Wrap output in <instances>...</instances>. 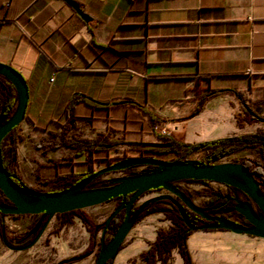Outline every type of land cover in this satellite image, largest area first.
I'll return each instance as SVG.
<instances>
[{
  "label": "crops",
  "instance_id": "obj_1",
  "mask_svg": "<svg viewBox=\"0 0 264 264\" xmlns=\"http://www.w3.org/2000/svg\"><path fill=\"white\" fill-rule=\"evenodd\" d=\"M75 1L90 21L63 0H0V62L23 75L29 92L15 165L25 182L52 183L87 170V152L35 146L68 113L78 136L122 130L121 141L132 143L156 142L157 125L184 143L264 130L242 106L243 99L264 116V0ZM161 205L167 210L145 214L132 226V240L112 264H145L140 253L159 229L172 225L166 213L174 209ZM54 217L55 226L74 220ZM32 219L4 215L2 221L11 234L24 233ZM42 236L37 243L49 235ZM36 242L13 249L0 236V264H46L50 253L39 258ZM186 242L192 264H264L261 237L197 229ZM174 250L168 264H184Z\"/></svg>",
  "mask_w": 264,
  "mask_h": 264
},
{
  "label": "water",
  "instance_id": "obj_2",
  "mask_svg": "<svg viewBox=\"0 0 264 264\" xmlns=\"http://www.w3.org/2000/svg\"><path fill=\"white\" fill-rule=\"evenodd\" d=\"M63 1L84 21L87 22L92 19L77 1ZM0 75L13 84L18 97L15 111L11 117L5 122L0 121L1 142L3 137L13 127L18 126L24 119L29 92L25 78L11 65L0 62ZM243 107L250 115L264 122V117L258 116L250 107L245 104H243ZM147 145L149 147L164 148L169 146V142H148ZM140 165H152L154 167L145 172L116 176L112 178L113 180L110 184L105 186L95 187L89 185L93 179L102 174L122 171ZM12 177L3 167L0 150V191L6 197L5 202H0V212L4 215L13 216L42 213V218L46 217L45 223L28 247L37 241L44 231L48 220L55 214L83 209L122 197L120 204L114 207L104 220L95 264H106L109 259H114L132 228L134 220L142 212L144 206L160 200H168L176 209L180 210L183 222L191 230H195L196 226L186 219L181 211L182 205L206 221H210L204 225L207 229H225L237 234L244 233L264 238V192L260 189L255 175L240 162L204 163L193 159L171 161L154 157L133 156L102 167L61 191H37L33 188L16 184L13 182ZM187 179L215 181L244 193L251 202L249 200H241L234 195L236 201L234 209L247 221V224L237 223L222 215L207 214L202 206L196 204L184 191L174 184L179 180ZM157 189H165L168 193L152 196L138 202L145 195V192L148 193V191ZM129 193H131V197L127 200L126 195ZM134 206H137V209L132 212ZM256 208H258L260 213L256 212ZM121 209H124V218L112 237L105 241V232L109 222Z\"/></svg>",
  "mask_w": 264,
  "mask_h": 264
},
{
  "label": "trees",
  "instance_id": "obj_3",
  "mask_svg": "<svg viewBox=\"0 0 264 264\" xmlns=\"http://www.w3.org/2000/svg\"><path fill=\"white\" fill-rule=\"evenodd\" d=\"M0 121L5 122L11 117L16 108L17 102V92L13 84L7 80L4 76L0 75ZM247 103L242 99V105ZM249 107V106H248ZM245 110V109H244ZM245 113L250 117V119H257L250 115V113L245 110ZM75 116L68 113L66 122H56V126L49 128L47 134H44L35 143L37 148H41L43 151H47L52 148L60 146H68L75 150L76 154H81L87 152L88 155L85 157L84 163L87 164V170L83 173H68L64 175H58L56 179L52 182V187L46 191H61L64 190L79 180L93 174L95 172L91 160L94 155L100 152L118 151L121 147L125 149H136L139 151V155L136 157H153L155 155H160L163 153H174L175 156L169 160H179L186 161L189 155L200 149L209 148L207 153V162H212L213 160L225 156L227 154L239 151L245 148H251L255 151L259 159H256V165L254 166L249 159L242 160V163L247 167V169L253 173L259 183L260 189L264 192V130H256L254 132L244 133V134H232L226 137L215 138L206 141H200L196 143H184L176 141L171 137L160 136L156 142H169L170 145L166 148H155L149 147L147 142L145 143H132V142H121L111 139L103 133H98L94 138H86L78 136L74 133L76 128L74 122ZM17 127H13L1 140L0 150L1 159L3 167L13 176L12 180L16 184L22 185L24 187H30L37 191H42L39 188H34L27 182H25L18 170L16 169L17 161V141L20 139V135L17 133ZM132 156L125 155L123 159L130 158ZM203 162V161H199ZM148 167V166H146ZM130 168L124 169L122 171L128 172ZM113 179H106V182L110 184ZM193 180V179H187ZM97 178L93 179L89 185H94ZM227 191L222 189H217L212 191L202 208L207 214L214 215L215 211L219 209H232L235 211L234 206L236 201L234 199L233 190L235 188L231 186H226ZM150 192V191H148ZM145 192L144 194H146ZM229 196V197H228ZM131 197V193L126 195L128 200ZM122 197H117L115 207L121 202ZM162 203L171 204L168 200H160L153 203H148L144 206L142 212L136 217L133 225L141 219L145 214L157 212L160 210H167L162 207ZM174 212L166 213V217L171 220L172 225L167 229H159L157 231L156 239L150 243L148 249L140 253L139 258L145 261V264H156L160 261L162 264H168V259L171 256V251L177 249L181 255L184 264H192V259L189 254L187 247V237L193 231L189 229L183 222L180 216V210L176 209L174 206ZM137 209V206L132 208V212ZM81 211V209H76L64 213L55 214L56 217L76 214ZM181 211L184 213L187 220H189L196 229L208 230L204 225L210 221H206L201 218L198 214L189 210L186 206H181ZM236 212V211H235ZM256 212L260 213L258 208ZM3 216L0 212V236L4 241L5 245L13 249L26 248L30 245L33 239L38 234L40 228L46 221V217L42 218V213L34 214L31 223L27 226L24 233H6L5 226L3 223ZM19 217L21 215H14ZM83 223L86 225L89 232V244L82 252L73 255L72 257L61 259L56 264H70L74 261L83 259L90 252L94 250L95 245L98 243L96 240L97 233L104 226V221L100 224L93 223L86 215L79 216ZM124 218V209L119 210L110 220L109 225L105 233L114 234L119 227L120 223ZM72 223L71 218H65L62 221H58V227L63 225H68ZM124 246L122 244L119 249ZM98 254V253H97ZM113 259H109L106 264H112Z\"/></svg>",
  "mask_w": 264,
  "mask_h": 264
},
{
  "label": "rangeland",
  "instance_id": "obj_4",
  "mask_svg": "<svg viewBox=\"0 0 264 264\" xmlns=\"http://www.w3.org/2000/svg\"><path fill=\"white\" fill-rule=\"evenodd\" d=\"M103 134L117 141H121L124 136V133L122 130L114 131V130L106 129V132ZM198 151L192 152L189 155L188 159L196 160V159L201 158V156L203 155V152H198ZM125 155L132 156V157L138 156L139 151L136 149H125L121 147L118 151L100 152L94 155V158L91 160V163L93 165L94 170L97 171L102 167H105L109 164H112L116 161L123 159ZM174 156L175 154L170 153V152L163 153L160 155H155L156 158H161L165 160H169L173 158ZM244 159L251 160L252 164L255 166L256 159H259V158H257V155L253 149L251 150L247 149V150H239V151L227 154L225 156H222L221 159L218 160L216 163H220V162H240L242 163V160ZM76 166L78 168L84 167L83 164H77ZM133 171H136L134 167L128 170V172H133ZM118 173L119 171L102 174L99 177H97V181L92 186H95V187L105 186L107 184L106 179H112ZM25 178L26 180L33 181L32 178H27V177ZM174 184L179 189L184 191L190 198L193 197V201L200 206H202L203 203L205 202L204 197H207L212 191H216L214 189L215 187L214 184L211 186L208 185L207 187H204L203 185L201 186L200 184H188L184 181L177 182V183L175 182ZM52 186H53L52 183H46L44 181H37L35 182V185H33L32 187L39 188L42 191H46ZM218 189L227 191L226 186H219ZM165 193H168V191L165 189L152 190L146 193L145 195H143L138 200V202L143 201L149 197L157 196V195L165 194ZM233 193L241 200L246 199V195L239 190H233ZM115 204H116V200H110L105 203L83 208L81 209L79 214L78 213L72 214L71 217L74 219L73 220L74 222L72 221L71 224L66 225L65 228H62V229L58 227V220L56 221V226H55V217L53 216L52 224L48 222L47 226L45 227L44 231L41 234L44 236L45 233H48L49 236L47 240L38 242V243L36 242L35 244L39 258L47 256L50 253V260H48L46 264H56V262L61 259H66V258L72 257L73 255H76L77 253L82 252L84 249H86V247L89 244V232H88L86 225L83 223V221L81 220L79 216L86 215L93 223L100 224L105 220L106 216L115 207ZM168 205L170 206V204ZM222 216L227 217V214L226 215L223 214ZM162 217L163 216H159L158 218L160 219ZM53 227L54 229H52ZM100 234H101V229L97 233L96 240L98 241V243L95 245L94 250L90 252L86 257H84L82 260H77L70 264H95L97 253L99 250ZM112 235L113 234L111 233H105V241H108L112 237ZM131 240L132 238L129 237L128 235L125 238L123 244L129 243ZM173 252L175 253V255L178 253L176 252V250H174ZM129 262L130 264H142L141 262H137L135 260L134 261L130 260ZM174 263L176 264V261H173V264ZM113 264H118V263L113 262Z\"/></svg>",
  "mask_w": 264,
  "mask_h": 264
},
{
  "label": "built area",
  "instance_id": "obj_5",
  "mask_svg": "<svg viewBox=\"0 0 264 264\" xmlns=\"http://www.w3.org/2000/svg\"><path fill=\"white\" fill-rule=\"evenodd\" d=\"M0 87H1V85H0ZM154 132L156 134L160 135V136H166V137H170L171 136V131L164 125L155 126ZM198 152H203V155L201 156V158L196 159L197 161H203L204 163H216L218 160L221 159V157H220V158H217V159L213 160L212 162H207V153L209 152V148L200 149V151H198ZM134 169L136 171H133V172L119 171V173L116 176L131 175V174H136V173H140V172H145L146 171L145 170L146 166L145 165H140V166L134 167ZM183 181L188 183V184H200L201 186L203 185L204 187H207L208 185L211 186V185L214 184L215 185V187H214L215 190H217L219 186H225L224 184L219 183V182H215V181L179 180L177 182H183ZM204 198L206 199L207 197H204ZM191 199L193 200V197H191ZM0 201L1 202H5L6 201V197L2 194L1 191H0ZM222 212L228 213L230 211L219 210L216 213L220 215ZM229 218L234 220L237 223L244 224L243 222H241V219H242L241 215H238V216H233L232 215Z\"/></svg>",
  "mask_w": 264,
  "mask_h": 264
},
{
  "label": "flooded vegetation",
  "instance_id": "obj_6",
  "mask_svg": "<svg viewBox=\"0 0 264 264\" xmlns=\"http://www.w3.org/2000/svg\"><path fill=\"white\" fill-rule=\"evenodd\" d=\"M258 116H260V117H264V116H261L259 113H257L256 111H254ZM169 145H170V143H169ZM168 147V146H167ZM156 148V147H155ZM164 148H166V147H164ZM154 158H156L155 156H153ZM154 166H148V167H146V171H148V170H151L152 168H153ZM234 194V193H233ZM235 195V194H234ZM233 195V196H234ZM207 199V198H206ZM205 199V200H206ZM245 200H249L250 202H251V200L250 199H248L247 198V196H246V199ZM1 202V201H0ZM8 203V202H7ZM8 204H10V203H8ZM170 206L172 207L173 205L172 204H170ZM173 208V207H172ZM174 209V208H173ZM219 210H223V211H230V212H228V213H225V212H222L220 215H226L227 214V218H229L230 216L229 215H233V216H238V215H240L239 213H237V212H235V211H233L232 209H219ZM219 210H217V211H219ZM175 211V210H174ZM217 211H215V213H214V215H219V214H217L216 212ZM241 222H243L244 224H247V221L242 217V219H241Z\"/></svg>",
  "mask_w": 264,
  "mask_h": 264
}]
</instances>
